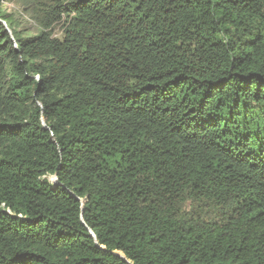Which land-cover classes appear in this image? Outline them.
I'll use <instances>...</instances> for the list:
<instances>
[{"label": "trees", "instance_id": "1", "mask_svg": "<svg viewBox=\"0 0 264 264\" xmlns=\"http://www.w3.org/2000/svg\"><path fill=\"white\" fill-rule=\"evenodd\" d=\"M0 264H264V0H0Z\"/></svg>", "mask_w": 264, "mask_h": 264}, {"label": "rangeland", "instance_id": "2", "mask_svg": "<svg viewBox=\"0 0 264 264\" xmlns=\"http://www.w3.org/2000/svg\"><path fill=\"white\" fill-rule=\"evenodd\" d=\"M2 10H4L7 14H9L13 19H15L21 30H24L26 32H31V34L37 33V28L34 23V21L29 17L26 13L23 12L21 6L16 3V2H4L2 3ZM55 35L57 37L60 36L58 32V28L56 27L55 29ZM51 181L53 180L52 178L50 179Z\"/></svg>", "mask_w": 264, "mask_h": 264}, {"label": "water", "instance_id": "3", "mask_svg": "<svg viewBox=\"0 0 264 264\" xmlns=\"http://www.w3.org/2000/svg\"><path fill=\"white\" fill-rule=\"evenodd\" d=\"M52 181H55V178H53V180Z\"/></svg>", "mask_w": 264, "mask_h": 264}]
</instances>
